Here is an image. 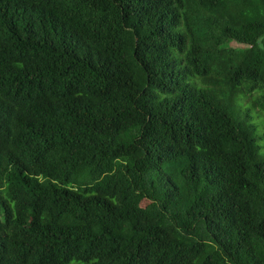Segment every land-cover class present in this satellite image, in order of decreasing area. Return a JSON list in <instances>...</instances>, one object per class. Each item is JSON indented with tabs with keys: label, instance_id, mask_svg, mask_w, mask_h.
Here are the masks:
<instances>
[{
	"label": "trees",
	"instance_id": "trees-1",
	"mask_svg": "<svg viewBox=\"0 0 264 264\" xmlns=\"http://www.w3.org/2000/svg\"><path fill=\"white\" fill-rule=\"evenodd\" d=\"M263 37L264 0H0V264H264Z\"/></svg>",
	"mask_w": 264,
	"mask_h": 264
},
{
	"label": "rangeland",
	"instance_id": "rangeland-1",
	"mask_svg": "<svg viewBox=\"0 0 264 264\" xmlns=\"http://www.w3.org/2000/svg\"><path fill=\"white\" fill-rule=\"evenodd\" d=\"M233 45H237V44L234 43ZM258 93H259V90H253L251 95L252 94L256 95ZM240 95H245V94L241 92ZM251 95H248V97H245V98H243L241 100H243V102H247L250 99ZM254 102H255V99L253 98V99H251V101L246 103L244 106L242 104L238 103L239 107L237 109L245 108V109H250V110L253 111V113H252V122L255 123V125L257 126L255 134H256V136L258 138V141H259V143H260V145L262 147L261 148V152L264 155V114H263V112H260L261 113L260 117H258V113L255 111ZM145 204H146V201L143 202V205H145Z\"/></svg>",
	"mask_w": 264,
	"mask_h": 264
}]
</instances>
